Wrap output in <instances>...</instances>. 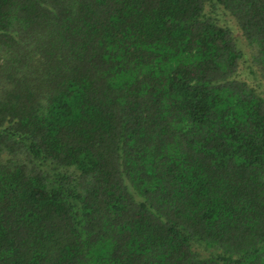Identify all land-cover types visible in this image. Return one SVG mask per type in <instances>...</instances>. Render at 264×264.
Segmentation results:
<instances>
[{"label": "trees", "instance_id": "obj_1", "mask_svg": "<svg viewBox=\"0 0 264 264\" xmlns=\"http://www.w3.org/2000/svg\"><path fill=\"white\" fill-rule=\"evenodd\" d=\"M0 264H264V0H0Z\"/></svg>", "mask_w": 264, "mask_h": 264}]
</instances>
